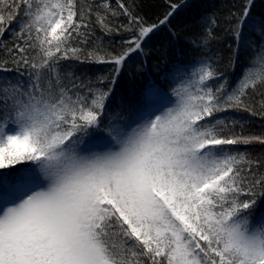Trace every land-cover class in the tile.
Listing matches in <instances>:
<instances>
[{
    "label": "snow or ice",
    "instance_id": "6c2138e0",
    "mask_svg": "<svg viewBox=\"0 0 264 264\" xmlns=\"http://www.w3.org/2000/svg\"><path fill=\"white\" fill-rule=\"evenodd\" d=\"M252 2L202 18L189 37L200 56L172 65L170 93L145 88L129 119L109 112L111 85L176 4L149 23L124 0H0V264H264V155L237 147L264 134L218 115L264 118V19ZM97 27L126 47L97 43ZM217 30L233 71L253 49L231 91ZM74 61L111 71L85 79Z\"/></svg>",
    "mask_w": 264,
    "mask_h": 264
},
{
    "label": "trees",
    "instance_id": "16d2710c",
    "mask_svg": "<svg viewBox=\"0 0 264 264\" xmlns=\"http://www.w3.org/2000/svg\"><path fill=\"white\" fill-rule=\"evenodd\" d=\"M99 3L100 0H94ZM112 6L116 0H109ZM127 4H138L141 12L149 23L157 22L170 11V5L176 4V13L171 18L170 24L162 26L144 45L143 54H135L126 62L124 71L120 74L113 87V95L109 99V112L120 111L121 115L131 118L136 110L139 98L145 88L150 85H159L170 93L164 76L170 72L174 63H189L200 56V51L191 42L189 37L201 32L203 25L201 20L213 13L223 15L237 0H124ZM219 18V16L217 17ZM251 18L253 20L264 19V0H253L251 7ZM94 20L95 17H92ZM97 43L103 47L119 51L123 36L113 34L105 35L98 27L94 29ZM175 33V36L172 33ZM251 39L259 44L260 37L255 33L248 34ZM217 39L212 42L213 51H219L218 70L228 78L231 91L232 87L243 76V68L248 64L253 55L252 48L242 49L235 71L228 63V57L232 54V48L228 47V39L222 31H216ZM4 39H7L5 37ZM94 45H87L90 48ZM256 51H259L257 47ZM73 69L78 76L85 79L96 76H107L111 71V65L95 63L73 62ZM260 97H257V101ZM259 110V104L255 105ZM220 116H229L237 121L245 122L244 135L264 134V118L259 115L252 116L247 112L233 111L220 113ZM107 119V116H106ZM237 132L240 128L237 127ZM241 151L250 153L253 157L264 155V145L255 143L249 145H238ZM264 211V197L258 201L254 216Z\"/></svg>",
    "mask_w": 264,
    "mask_h": 264
}]
</instances>
